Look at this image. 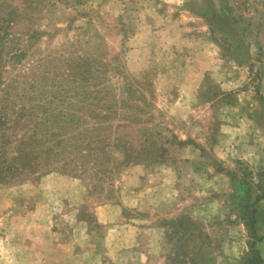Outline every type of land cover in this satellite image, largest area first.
Here are the masks:
<instances>
[{
  "label": "rangeland",
  "instance_id": "374dc122",
  "mask_svg": "<svg viewBox=\"0 0 264 264\" xmlns=\"http://www.w3.org/2000/svg\"><path fill=\"white\" fill-rule=\"evenodd\" d=\"M258 195L264 0H0V264H264Z\"/></svg>",
  "mask_w": 264,
  "mask_h": 264
},
{
  "label": "trees",
  "instance_id": "16d2710c",
  "mask_svg": "<svg viewBox=\"0 0 264 264\" xmlns=\"http://www.w3.org/2000/svg\"><path fill=\"white\" fill-rule=\"evenodd\" d=\"M262 198H264V195H258L255 202L260 201ZM254 213H255V209L253 210V214ZM251 218H252V223H255L254 215ZM257 252L258 251H256L255 253ZM262 263H263V258L259 253L255 254L254 257L249 262V264H262Z\"/></svg>",
  "mask_w": 264,
  "mask_h": 264
}]
</instances>
